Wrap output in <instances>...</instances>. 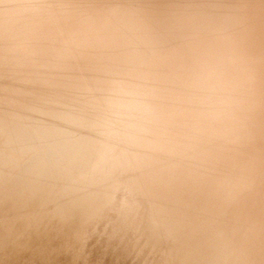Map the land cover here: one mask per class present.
<instances>
[{
	"label": "bare ground",
	"instance_id": "bare-ground-1",
	"mask_svg": "<svg viewBox=\"0 0 264 264\" xmlns=\"http://www.w3.org/2000/svg\"><path fill=\"white\" fill-rule=\"evenodd\" d=\"M0 264H264V0H0Z\"/></svg>",
	"mask_w": 264,
	"mask_h": 264
}]
</instances>
